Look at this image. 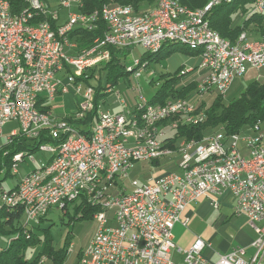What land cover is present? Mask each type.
Wrapping results in <instances>:
<instances>
[{"label":"built area","instance_id":"built-area-1","mask_svg":"<svg viewBox=\"0 0 264 264\" xmlns=\"http://www.w3.org/2000/svg\"><path fill=\"white\" fill-rule=\"evenodd\" d=\"M21 1L25 7L12 13L10 5L0 0V140L7 122L17 125L0 145V199H7L5 213L22 210L23 235L28 238L29 231L34 233L35 225L51 209L61 211L84 201L97 209L93 217L102 215V224L87 243L91 263H83L80 254L75 264H263L264 225L257 226L264 220V128L259 122L231 136L223 130L208 135L206 147L173 163V171L128 173L126 164L132 157L160 156L161 145L172 142L180 127L205 122L206 117L183 120V113L196 110L195 102L170 99L163 104L150 102L149 109H141V102L148 100L140 88H127L128 101L116 90L117 85L105 86L100 93L114 95L118 109L115 113L102 110L107 99L100 103L87 136L79 134L66 118L54 116L50 107L57 95L71 88L78 97L72 120L84 119L94 110L95 96L84 81L99 79L98 69L109 62L111 49L141 48L148 54L158 44L177 40L207 44V51L198 55L197 97L208 96L213 81H221V66H228L229 80L221 82L218 96L229 92L249 72L264 70V47L248 46L243 32L238 44L213 42L207 16L224 0H212L208 11H200V18L188 17L174 0H163L156 12L138 19L122 17L116 6L83 13V0ZM39 6H46V20H38ZM252 14L264 18V0L253 1L247 17ZM97 29H104L103 43H96ZM84 34L92 39L91 49H76ZM191 71L186 68L179 75ZM132 104H139L137 125H130ZM152 120H159L158 130L152 141H143ZM60 135H69V142L65 148H53L54 138ZM40 136L51 141L42 143L39 153L48 158H39L36 165L34 156L16 153L9 163L14 172L4 174L1 161L8 156L4 148L18 139L31 145ZM24 163L34 166L17 186L5 190L3 180L17 175L18 166ZM118 164H125V171H118ZM46 172H55V180L41 181V173ZM113 175H121V191H113ZM224 192L235 200L234 215L244 216L256 235L250 244L253 253L235 247L211 263L202 256L208 245L197 239L189 249L177 250L181 261L173 260V228L188 223L180 219L182 212L201 199L218 209Z\"/></svg>","mask_w":264,"mask_h":264},{"label":"trees","instance_id":"trees-1","mask_svg":"<svg viewBox=\"0 0 264 264\" xmlns=\"http://www.w3.org/2000/svg\"><path fill=\"white\" fill-rule=\"evenodd\" d=\"M4 1L10 5L12 13H17L25 7L21 0ZM174 1L182 7L195 11L205 7L210 0ZM253 1L254 0H232L230 4L223 3L215 6L207 16L210 27L216 31L222 39L224 38V40L232 44L237 41L242 32H251L258 39L264 40V18L256 14H252L246 18L252 9ZM157 3L158 0H83L82 12L91 13L93 11H99L104 6H128L134 10V13L143 15L156 8ZM102 30L104 29L99 31L101 32ZM98 35L100 34L98 33ZM89 36L90 35L84 34L85 39L83 40L89 42ZM248 38L251 39L249 36ZM166 45L168 44H165L161 50ZM169 45L178 44L170 43ZM181 47L180 49L183 50L186 55L196 58L199 63V50H189L188 48H183V46ZM110 54L109 62L102 65L99 69V79L95 80L97 82V87H92L90 84L91 80L84 81L87 86H91L94 89V110L92 113L78 121L72 120L71 116L65 119L66 122L76 128L81 135L87 136L89 134L91 126L96 122L99 104L103 103L108 97V95L101 94L100 92L106 88L105 86L115 87L120 78L128 77V73L124 71L123 64L128 57V50L111 49ZM166 54L170 55L171 50H167ZM152 56L153 54L143 53L138 60L146 62L149 61ZM198 63L195 61L191 70L197 67ZM181 69L182 66L173 74L160 76L162 84L150 101L152 104H163L167 100L178 98L189 99L195 102L194 99L197 97L195 84L192 82V79H187L179 75ZM102 75L105 76L104 82H102L100 78ZM237 83H234L225 96L208 95L204 101L199 102L198 106H196L204 110V116L206 117L205 122L198 126L180 127L177 132L178 135L168 144L170 148L172 147L174 149L179 141H200L204 136L211 135L221 130L224 131L226 136L238 134L258 122L264 128V80H251L243 87H237ZM50 142L49 139L40 136L36 144ZM25 146V141L18 139L4 148L8 156L3 158L1 163L2 165L5 164L6 171L9 168L10 158L14 154L26 150L27 147ZM147 164H152L154 168L150 167V169L158 170V172L175 170V164L169 163L166 160H163V162H161V160H151ZM8 177L9 176L3 181ZM135 177L137 176L135 175ZM144 179V177L140 178L141 181H144ZM73 205L74 214L69 218V224L73 220L80 221L83 219H92L93 214L97 211V209L86 205L84 201L76 204L73 203ZM68 207L69 206H65L61 210L64 216H68ZM22 218L23 212L20 208L8 213H5V211L0 213V234L9 238L6 248L0 251V264H65L69 246H54L46 229L41 230L43 233L41 239L32 231L28 232L29 237L26 238V235H23V228L21 225ZM43 220L44 218L40 219L39 223ZM38 229L40 228L38 227ZM38 246L41 247L40 252L38 251L31 260L26 259L27 251L37 248ZM80 254L81 252L78 253L76 262ZM42 259H44L43 263Z\"/></svg>","mask_w":264,"mask_h":264},{"label":"rangeland","instance_id":"rangeland-1","mask_svg":"<svg viewBox=\"0 0 264 264\" xmlns=\"http://www.w3.org/2000/svg\"><path fill=\"white\" fill-rule=\"evenodd\" d=\"M64 13V11H63ZM62 13V14H63ZM247 18V16H246ZM247 36L251 37V39L257 40L258 38L255 37L251 32L246 33ZM250 39V38H249ZM181 46L178 45H166L162 50L159 51V53L153 54L152 58L149 61L143 62L146 64V69L144 74H142L141 77L135 79H132V75L128 74V77H122L118 80L116 90L120 92L121 96L124 99H127L128 101L131 100V96L127 92V88L129 89L130 86H134L136 88H140L143 96L148 100L151 101L153 96L158 91L159 87L162 84V81L160 79V76L163 74H173L175 71L180 67L185 65L184 62L190 59L188 55L185 54L183 50H181ZM184 48V47H183ZM171 50V54L167 55L166 51ZM130 53L127 58V60L124 62V64L129 67L133 66L134 62L133 60L135 58H140L143 54V50L141 48H133L129 50ZM185 67V66H184ZM183 70V69H182ZM263 74V72H262ZM101 81L104 82L105 76L102 75ZM245 77L242 80H239L235 83H237V87H243L249 82V80H244ZM264 80V79H263ZM90 84L93 88L97 87V82L95 80H91ZM84 88V86H83ZM195 90L197 92L196 96H199L198 87H195ZM209 95H217V94H209ZM206 96L199 99V97H196L194 99L195 104L198 106L199 102L204 101ZM78 101V97L74 95L73 93H70L68 90L63 91L61 94L57 95L54 101L50 104L51 111L54 116L57 118H64L65 114L71 110L72 106L74 107L76 102ZM115 98L114 95H110L107 98V104L102 107V110H109L112 113H115L117 111L118 106L114 103ZM197 111H201L204 113V110L197 108ZM17 129V125L14 122H7L2 130V138L0 140V145H4L6 142V137H8L12 130ZM183 141V140H182ZM181 142V141H180ZM179 142V143H180ZM178 145V144H177ZM175 149V148H174ZM32 157L34 156L36 165H39L38 161L39 158L47 159V154H32ZM175 155H172L171 159L168 161L169 163H176L177 158ZM165 161V160H164ZM163 162V160H161ZM33 164L27 165V164H21L18 166V174L15 176L8 177L3 182V188L5 190H10L17 186L27 175V173L33 168ZM136 173L140 171L141 169L147 170L150 172V167L154 168L152 164H138L136 166ZM156 168V167H155ZM165 171L156 172L154 174H161ZM74 205L70 204L67 212L68 216H64L63 213L57 209H51L49 213L46 215L45 219L38 223V225H35L36 227H39L40 229H35L34 233L35 235L41 239L43 233L41 230L46 229L48 231V235L52 239V244L54 246L58 247H68L67 252V259L65 261V264H75L78 253L81 252L87 245L86 243L89 242L90 238L93 236L96 227L97 222H95L94 218L92 219H83V220H73L69 224V218L73 216ZM236 218L241 219H234V223L238 226L245 225V221L242 217L237 216ZM259 227L263 225H257ZM9 238L7 236H2L0 234V251L4 250L7 246ZM201 240V239H200ZM86 245V246H85ZM85 246V247H84ZM192 246V245H191ZM190 246V247H191ZM240 247V246H238ZM41 247L38 246L37 248L29 249L26 253V259L31 260L36 253L40 252Z\"/></svg>","mask_w":264,"mask_h":264},{"label":"bare ground","instance_id":"bare-ground-1","mask_svg":"<svg viewBox=\"0 0 264 264\" xmlns=\"http://www.w3.org/2000/svg\"><path fill=\"white\" fill-rule=\"evenodd\" d=\"M58 0H50V2H57ZM232 0H224L219 3H217L215 6H218L220 4H230ZM163 4V0H158L156 8H154L150 12H156L159 8H161ZM212 4V0H210L205 7L199 10H189L185 7L180 6L179 8L183 11H186V15L188 17L193 18H200V11H208L210 6ZM116 12H119V14L122 17H125L126 19H138L139 14L134 13V10L131 7L128 6H116ZM147 14V13H146ZM47 19V8L46 6H39L38 11V20H46ZM101 29L96 30V43H103L104 42V30L101 32L99 31ZM98 33L100 35H98ZM211 37H213V42H220V44H232L228 42L227 40H224L220 37V35L211 29ZM238 42H241V35L238 37L237 41L233 44H238ZM243 42H248V46H259L264 47V40L262 39H249L246 32H243ZM178 44L180 46H183L185 48H188L189 50H199V52L207 51V44L204 43H188L184 40H177V41H168L166 43H161L156 46L154 50H151L148 52V54H155L161 50V48L165 44ZM92 46V39L89 40V42L78 39V42H76V49L79 50H89ZM146 69V64L139 61L134 62L133 66L126 67L125 71L132 76H137L141 70ZM229 80V72H228V66H221V81H213V84H211V89L209 94H217L219 95V89L221 88V82H228ZM199 91V87H198ZM199 93V92H198ZM228 92H222V96H225ZM150 108V101H143L141 102V109H149ZM132 114L130 117V125H137V123H140L141 121V113L139 112V104H132ZM204 113L201 111L196 110H188L187 113H183V120H202L204 119ZM203 122H200L199 124H192L190 126H198L202 124ZM159 127V120H152L149 124L146 126V134H143V141H152V136L155 135ZM188 127V126H185ZM219 131L211 134V135H217ZM208 141V135L204 136L200 141L195 140H183L179 141L178 145L170 148L168 145L169 143H165L161 145V152L160 156H148V155H139L134 156L131 158V163L126 164V171L128 173H136V166L138 164H147L151 160H170L172 155H175L177 158L176 163H181L182 160L187 159V156L192 155V153H195L199 148H205L206 142ZM67 142H69V135L64 136L60 135L58 138H54L53 140V148H65ZM26 150L22 152H18L17 156H23V157H32V154H39L43 151V144H31L26 145ZM35 149V150H34ZM34 150V151H31ZM174 156V157H175ZM5 165V164H4ZM152 171L148 173H156L158 170L151 169ZM118 171H125V164H118ZM14 172V165L9 164V168L6 171V166H4V174H12ZM55 180V172H46L41 173V181H53ZM113 191H121V175H113ZM7 207V199H0V212L5 211ZM95 222H97V227H101L102 224V215H95L94 217ZM81 261L83 263H91V246L87 245L82 251H81ZM41 264V263H40Z\"/></svg>","mask_w":264,"mask_h":264},{"label":"crops","instance_id":"crops-1","mask_svg":"<svg viewBox=\"0 0 264 264\" xmlns=\"http://www.w3.org/2000/svg\"><path fill=\"white\" fill-rule=\"evenodd\" d=\"M128 52L130 53V51ZM129 53L128 56L131 55H129ZM195 61L198 63V60L196 58L190 57V59L184 62L185 65L182 66V69L187 68L191 70ZM198 64L197 67H194L189 74L184 76L187 79H192V82L194 84V81L198 76V74H196V71L199 70ZM263 79L264 70L261 72H249L245 76L244 80L251 81ZM68 91L70 93H73L71 88H68ZM74 108L75 106H72L71 110L65 114L64 118L71 116ZM234 205L235 200L233 196L229 192H224L220 198V205L218 209H213L207 199H201L188 206L180 216V219L182 221H188L186 227H183L181 224H176L172 231L173 242L176 247L171 251L173 260L181 261L182 256L177 252V250L183 251L189 249L197 239H201L205 244L208 245L202 251V256L211 263L216 262L220 256L228 254L233 248L238 246L245 248L246 253L248 255H251L253 251L250 247V244L256 238V235L253 229L250 227L248 220L244 216L242 219H244L245 225L242 224L238 226L234 223V219H241L236 218L237 216L234 215ZM259 225H264V220L259 223Z\"/></svg>","mask_w":264,"mask_h":264}]
</instances>
